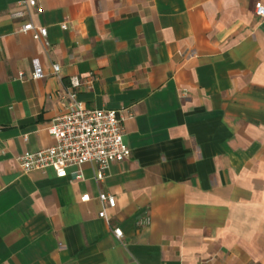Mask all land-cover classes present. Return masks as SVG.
Returning <instances> with one entry per match:
<instances>
[{"label":"crops","instance_id":"0c3cea01","mask_svg":"<svg viewBox=\"0 0 264 264\" xmlns=\"http://www.w3.org/2000/svg\"><path fill=\"white\" fill-rule=\"evenodd\" d=\"M36 1L0 0V264H264V0ZM72 77L124 117L102 180L18 161L55 143Z\"/></svg>","mask_w":264,"mask_h":264},{"label":"built area","instance_id":"2783aa9c","mask_svg":"<svg viewBox=\"0 0 264 264\" xmlns=\"http://www.w3.org/2000/svg\"><path fill=\"white\" fill-rule=\"evenodd\" d=\"M22 4L34 6L36 0H22ZM256 14L264 20V4L256 6ZM66 28V25L63 24ZM22 31L31 32L37 40L43 41L46 46L48 28L38 26L29 20L24 23ZM56 74L60 72V65H52ZM44 67L38 59L34 60L32 71L33 79L45 77ZM23 73H19L22 78ZM82 81L79 77L71 78L70 88L61 97L62 112L56 116L49 126V132L54 137L55 143L49 147L33 152L22 153L18 161L22 171H46L53 169L58 177H66L70 169L76 178H83L82 165L92 163L97 166V179L102 180L110 165L130 158L132 150L125 141L124 117L116 109L88 108L79 97V87ZM100 199L109 206L116 205V197L107 193H100ZM83 199H88L87 196ZM102 218H107V213H99ZM151 217L147 216L139 221L140 225H149ZM115 237L121 239L123 230L120 227L112 229Z\"/></svg>","mask_w":264,"mask_h":264}]
</instances>
